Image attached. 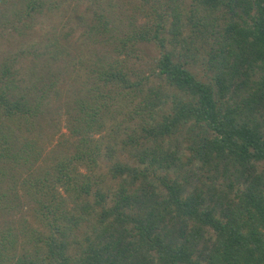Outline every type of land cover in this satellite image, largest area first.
<instances>
[{
  "label": "trees",
  "instance_id": "trees-1",
  "mask_svg": "<svg viewBox=\"0 0 264 264\" xmlns=\"http://www.w3.org/2000/svg\"><path fill=\"white\" fill-rule=\"evenodd\" d=\"M146 1L148 20L119 38L115 52L154 45L160 56L150 75L159 84L132 79L125 58L100 59L93 84L74 99L71 151L52 165L38 168L42 149L28 137L48 93L30 99L12 63L1 65L0 264H264V0ZM17 4L11 24L50 8ZM101 21L91 30L104 31ZM121 114L117 129L140 126L141 136L124 142L139 163L113 162L97 176L93 135ZM166 139L177 153L186 143L187 162L165 149ZM194 160L237 183L203 193L205 184L190 181ZM23 203L30 220L8 219Z\"/></svg>",
  "mask_w": 264,
  "mask_h": 264
},
{
  "label": "rangeland",
  "instance_id": "rangeland-1",
  "mask_svg": "<svg viewBox=\"0 0 264 264\" xmlns=\"http://www.w3.org/2000/svg\"><path fill=\"white\" fill-rule=\"evenodd\" d=\"M18 1L8 0L5 8L4 2L0 5V68L3 62L12 63V79L21 89L30 93L29 96L32 97L30 99H37L42 95L41 90H45L49 95L44 99L42 113L35 121L34 131L28 134L29 139L37 142L42 149L41 158L45 159V163L40 161L42 166L38 168H41L43 165H52L61 152L71 151L65 148L70 144L69 130L72 128L70 116L74 113V99L81 95V89L93 84L96 77L94 64L103 58H125L128 67L132 70V79L147 77L152 85L157 86L159 79L150 75V69L154 65L152 60L160 55L154 45L143 43L129 45L128 52L132 54L128 57L117 55L115 52L119 38L128 36L135 26L148 20L146 14L150 11V1L43 0L50 8L33 15L30 19L23 17L20 24L13 22L15 23L13 25L10 20L14 21L17 18L13 10H18ZM160 2L166 1L160 0ZM165 10L167 11L163 6L162 12L165 13ZM159 11L161 12L160 9ZM98 18L107 24L104 31L91 30ZM5 19L7 21L4 23ZM184 34H188V30ZM194 70L199 72L197 67ZM50 82L55 83V90H48ZM116 119L113 120L112 117L102 132L93 135L94 139H99L101 147V156L96 167L97 176H106L113 162L136 165L139 163L140 157L136 156V151L131 149V146H125L124 142L140 137V126L136 122L126 121L120 129H117L112 122H122L125 117L121 114ZM164 147L175 150L174 152L183 162H187L191 156L186 150V143L180 146V153L176 152L177 148L167 139ZM110 153L113 159H110ZM144 162L149 165L152 159L146 156ZM191 166L190 181L193 186H197V189L205 184L203 189L205 194L212 193L208 191V185L212 190H219L221 187H226L228 181L237 183L233 178L222 176L221 169L217 172L206 168L202 170L201 164L196 160ZM169 175L173 177V174ZM156 176L150 175L148 179L154 185L156 193L163 194L164 190ZM105 183L115 188L117 182L108 177ZM104 189L107 191V188ZM234 191L235 188L230 193ZM26 203L15 212L11 210L8 219H15L20 223L30 220L28 213H32L29 209L31 206Z\"/></svg>",
  "mask_w": 264,
  "mask_h": 264
}]
</instances>
